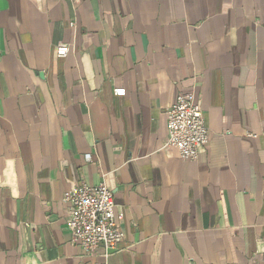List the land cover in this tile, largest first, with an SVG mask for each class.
Segmentation results:
<instances>
[{"label": "crops", "instance_id": "crops-1", "mask_svg": "<svg viewBox=\"0 0 264 264\" xmlns=\"http://www.w3.org/2000/svg\"><path fill=\"white\" fill-rule=\"evenodd\" d=\"M182 91L192 160L165 146ZM81 181L123 214L108 257L66 229ZM0 264H264V0H0Z\"/></svg>", "mask_w": 264, "mask_h": 264}, {"label": "built area", "instance_id": "built-area-1", "mask_svg": "<svg viewBox=\"0 0 264 264\" xmlns=\"http://www.w3.org/2000/svg\"><path fill=\"white\" fill-rule=\"evenodd\" d=\"M70 46L56 47L55 55L66 57ZM124 96V88L114 90ZM165 146L173 147L183 160L196 159L206 149L209 130L205 123L203 108L195 101L193 92L182 91L174 103L165 109ZM67 205L65 226L71 242L78 244L86 254L101 251L104 257L117 252L124 234L120 227L121 212L115 211L113 193L100 183L91 185L83 181L64 192Z\"/></svg>", "mask_w": 264, "mask_h": 264}]
</instances>
